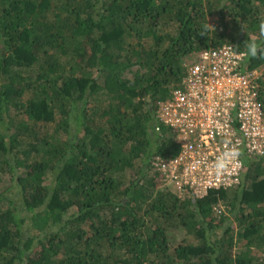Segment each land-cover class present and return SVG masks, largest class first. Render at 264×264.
Here are the masks:
<instances>
[{
	"label": "trees",
	"instance_id": "16d2710c",
	"mask_svg": "<svg viewBox=\"0 0 264 264\" xmlns=\"http://www.w3.org/2000/svg\"><path fill=\"white\" fill-rule=\"evenodd\" d=\"M261 24L264 0H0V264H264V155L203 196L151 168L190 58L264 66Z\"/></svg>",
	"mask_w": 264,
	"mask_h": 264
},
{
	"label": "built area",
	"instance_id": "2783aa9c",
	"mask_svg": "<svg viewBox=\"0 0 264 264\" xmlns=\"http://www.w3.org/2000/svg\"><path fill=\"white\" fill-rule=\"evenodd\" d=\"M212 27L220 28L218 22ZM232 43L201 51L157 115L175 136L174 156L156 155L161 185L196 196L242 180L246 156L264 155V104L258 69Z\"/></svg>",
	"mask_w": 264,
	"mask_h": 264
},
{
	"label": "rangeland",
	"instance_id": "374dc122",
	"mask_svg": "<svg viewBox=\"0 0 264 264\" xmlns=\"http://www.w3.org/2000/svg\"><path fill=\"white\" fill-rule=\"evenodd\" d=\"M215 21H216V20H215ZM212 22H214V21H210V24H212ZM217 22H218V21H217ZM211 27H212V25H211ZM212 28H214V27H212ZM217 29H218V28H217ZM195 57H196V56L193 55L192 58H190L189 63H191V61H193V60L195 59ZM137 69H138L137 66H133L131 69L127 70V71L124 73V75L127 76V77H133V76H134V72H135ZM257 69H258L259 77L262 78V72H263V70H264V66H260V67L257 68ZM127 174H128L127 178H130V177L134 176V172L131 171V170H129ZM9 181H10V177H6L5 182H9ZM159 188H161V189H166V186H165V185H160ZM171 188H173V187H171ZM8 193H9V196H11L12 198L15 197V196L18 194L15 190H12V191H10V192H8ZM17 201H18V199H17ZM169 234H170V237L172 238V240H176V241H177V240H180V239L182 238V236L184 235V230H183L182 228H180V229L170 230V231H169ZM19 264H20V263H19Z\"/></svg>",
	"mask_w": 264,
	"mask_h": 264
},
{
	"label": "clouds",
	"instance_id": "9594fccd",
	"mask_svg": "<svg viewBox=\"0 0 264 264\" xmlns=\"http://www.w3.org/2000/svg\"><path fill=\"white\" fill-rule=\"evenodd\" d=\"M261 32L264 33V24H261ZM259 46L255 43V41H252L248 44V52L251 56L255 57L257 55Z\"/></svg>",
	"mask_w": 264,
	"mask_h": 264
}]
</instances>
